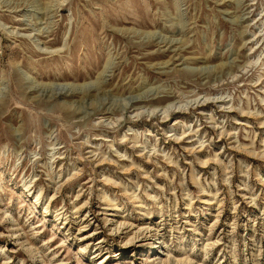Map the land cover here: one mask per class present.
Wrapping results in <instances>:
<instances>
[{
	"label": "rangeland",
	"instance_id": "rangeland-1",
	"mask_svg": "<svg viewBox=\"0 0 264 264\" xmlns=\"http://www.w3.org/2000/svg\"><path fill=\"white\" fill-rule=\"evenodd\" d=\"M101 263L264 264V0H0V264Z\"/></svg>",
	"mask_w": 264,
	"mask_h": 264
},
{
	"label": "bare ground",
	"instance_id": "bare-ground-1",
	"mask_svg": "<svg viewBox=\"0 0 264 264\" xmlns=\"http://www.w3.org/2000/svg\"><path fill=\"white\" fill-rule=\"evenodd\" d=\"M52 198H53V197H52ZM77 210H78V209H77ZM75 211H76V210H75ZM75 211H74V214L77 213V212H75ZM107 223H108V221H107V219H106V220L104 221V225L107 224ZM125 223H126V222H125ZM117 224H118V223H117ZM121 225H122V224H121ZM125 225H126V224H125ZM123 227H124V225L119 226V227L117 226L116 228L119 230L120 228H123ZM130 227H131V226H130ZM80 228H81V227H80ZM140 230H141V229H140ZM140 230H139V232H141ZM143 231H144V230H142V232H143ZM145 231H147V228L145 229ZM141 235H142V234H141ZM130 240H131V239H130ZM132 240H133V239H132ZM154 255H155V254H154ZM102 263H103V262H102ZM102 263H101V264H102ZM164 263H165V262H164Z\"/></svg>",
	"mask_w": 264,
	"mask_h": 264
}]
</instances>
